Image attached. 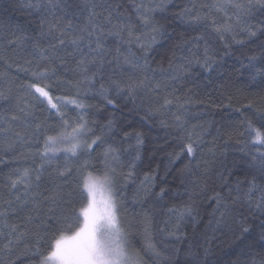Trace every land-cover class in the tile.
I'll return each mask as SVG.
<instances>
[{"label":"snow or ice","instance_id":"snow-or-ice-1","mask_svg":"<svg viewBox=\"0 0 264 264\" xmlns=\"http://www.w3.org/2000/svg\"><path fill=\"white\" fill-rule=\"evenodd\" d=\"M21 7L29 14H37L38 27L33 34L18 26L11 39L0 43V62L7 69L0 72V164L6 162L4 154H12L15 159L17 153L21 161L31 160L32 164L12 169L7 176L6 191L0 190V238L7 241L0 248V256L10 255L23 244L22 254L34 253L37 264H145L140 249L132 246L127 226L120 216L123 203L119 186L120 181L126 185L137 178L134 169L140 159L144 134L123 133L125 139H135V144L124 150L129 152L130 162L128 171H123L121 149L107 143V132L94 135L96 122L86 118L91 106L85 105L79 97L98 96L117 111L120 106L116 101L123 100L125 106L132 104L130 111H143L145 121L175 107L177 112L172 113V125L178 132H185L183 117L188 115L194 101L185 98L181 102L172 87L173 82L183 79L194 65L211 71L216 58H223L218 50L220 46L227 55L233 45L246 43L237 39L238 35L248 40L256 38L258 33L264 35V20L258 24L249 22L254 9H264V0H188L173 14V19L194 35L181 34L167 59V67L163 62L153 67L155 61L151 57L158 37L165 32L164 25L155 19L156 13L167 7L165 0H25ZM8 48L13 49L12 57L8 55ZM248 60L253 79L256 74L264 75V60L260 61V68H257V57H248ZM11 71L16 75L12 76ZM21 73L27 77L25 82H19ZM62 75H70L72 79H61ZM61 85L75 89V96H54ZM225 98H228L227 93ZM34 102L45 105L57 123L38 120ZM69 105L78 110L74 119L66 118V113L61 111L62 106ZM245 107L252 111V116L244 115L240 122L244 128L240 135L247 133V144L242 142L240 150L248 145L257 148L248 158L249 170L255 174L251 179L235 183L223 173L218 174L223 191L214 192L212 196L215 208L209 224L230 220L238 226L237 238H240L251 231L245 226L249 217L244 213H256L264 239V152L259 150L264 148V95L259 101L250 100ZM160 124L169 127L165 120ZM114 127V118L103 126L109 132ZM93 136L89 142L88 138ZM105 143L107 147L100 153L98 166L90 160H84L75 168L67 159L63 164L57 163V152L78 160L81 155L91 156L94 146ZM175 143L179 151L168 153V166L187 157V162L176 169L174 178L179 179L183 194L188 198L168 208V219L164 223L169 225L172 220L176 221L167 236L179 244L186 238L185 220L196 222L197 197L206 192L207 187L201 186L196 171L200 169L197 158L203 143L201 135L187 132L178 135ZM22 148L27 151L21 152ZM131 150H135L134 156ZM206 168L205 164L201 176L206 175ZM227 171L231 176V169ZM70 177H74L76 183L74 199L72 192L64 191ZM58 180L64 183H56ZM154 180L152 174H143L137 193L143 191L141 199L149 195L163 198L167 194L165 188H160L158 193L151 192ZM46 181L50 186H44ZM180 194L178 192L177 196ZM10 217H16L17 222H11ZM145 219L147 234L150 219L147 216ZM160 231L163 233L165 229ZM48 232L51 237L47 236ZM68 232L72 234L66 235ZM46 239L48 251L43 254L40 245ZM29 241H32L31 247ZM142 247L157 259L161 258L155 244L147 243ZM179 251L172 247V257ZM207 253L204 249L205 256ZM188 255L193 258L192 264H201L195 252L190 251ZM258 255V259H249L247 264H264V253ZM172 257L163 258L170 261Z\"/></svg>","mask_w":264,"mask_h":264},{"label":"trees","instance_id":"trees-1","mask_svg":"<svg viewBox=\"0 0 264 264\" xmlns=\"http://www.w3.org/2000/svg\"><path fill=\"white\" fill-rule=\"evenodd\" d=\"M35 2V0H31ZM25 0H0V43H6L12 38V34L19 26L29 32H33L38 27V16L35 12L29 14V11L23 10L21 5ZM167 7L163 11H158L155 19L164 25L165 32L162 37H158L157 43L153 46L151 57L155 61L153 67L157 63L163 62L167 67V59L171 56L173 46L179 42L181 34L185 37L194 35L181 27L174 19L173 14L180 11L181 8L188 3V0H165ZM254 15L250 19V23L258 24L264 20V9H254ZM34 34V32H33ZM237 39L246 41L244 45H233L227 55H224L222 46L218 48L223 58L217 57V63L212 66V70L208 71L199 65H194L190 72L186 73L184 78L173 82L172 87L176 89V95L181 98V102L185 98H191L194 103L188 108V115L183 117L185 120V132L181 133L172 125V113H176L177 109L172 107L170 111L164 115L159 113L150 117L145 121L143 111H130L132 104L125 106L123 100H117L120 106L117 111L110 105H106L95 95H85L79 99L85 104L91 106L86 114V118L95 120L94 135L101 136L107 132L105 139L107 143L113 144L114 147L121 149L120 160L125 165L123 171H128L127 164L130 162L129 152H125L130 144H135L134 138L123 137L124 132L139 131L144 134V143L139 148L140 159L136 161L134 172L136 174L135 182L129 181L126 185L120 181V198L123 203V209L120 216L123 218L129 232V240L132 246L140 249L145 264H192V257L188 253L195 252L197 259L201 264H247L249 259H258L259 253H264V239L259 228L260 217L256 213L245 212L244 215L249 217L245 226L250 227L251 231L239 236V228L230 220H225L222 224L209 221L212 220V212L215 208V202L212 200L214 192H221L220 182L217 179L219 173L232 183L237 180L244 182L251 179L255 174L249 170L248 158L250 154L257 151L256 147L248 145L243 151L240 150L241 143L247 144V133L241 126L244 115L252 116V111L246 110V105L250 100L259 101L261 95H264V75L256 74L255 78L249 71L248 57H257V68L261 67L260 61L264 60V35L260 33L257 37L248 40L242 35H238ZM9 57L13 56V49H7ZM6 66L0 62V72L6 71ZM10 74L15 76V71ZM19 82H25L27 77L21 73L18 77ZM61 79L71 80L72 77L61 76ZM227 86V87H225ZM171 87L169 91H171ZM227 93L228 98H225ZM54 96H66L73 98L75 89L61 85V90L54 93ZM35 103V115L38 120H47L49 124H55L57 121L54 116L50 115L45 105L39 102ZM260 105L257 104V107ZM61 111L66 113V118H76L78 110L74 105L62 106ZM179 114V113H177ZM110 118L115 119V127L109 132L103 128ZM161 120L167 121L169 127L165 128L160 124ZM259 127V125H257ZM194 131L201 135L203 143L200 147V169L197 171V178L201 186H206L207 191L200 193L197 197L198 216L196 222L186 219L183 224V231L186 238L176 243L171 237L167 236V232L171 231V224H175V220L171 224L166 225L165 220L168 219L167 210L173 204H180L187 200V195L183 194V188L176 176V169L183 166L187 162V157L177 161L174 165H169L168 153L179 151L175 141L178 135H185L187 132ZM49 135H55L49 132ZM94 138L90 137V139ZM43 141H41L42 145ZM107 143L94 146L91 156L81 155L78 160L66 157L61 151L57 155V163L63 164L65 160H69L72 167H77L84 160H90L94 165L101 163L99 156L107 147ZM258 147V146H257ZM35 151V148L32 149ZM264 152V148H260ZM26 152L27 149H20ZM131 155H135V150H131ZM4 154L6 162L0 164V190L6 191L5 185L8 174L16 167H29L31 160L27 162L21 161L19 154ZM235 162V167H233ZM36 163H39L37 160ZM206 175L201 176L200 173L205 171ZM227 169H231L232 175H228ZM144 173H150L155 177L154 187L151 192L158 193L160 188L167 189V194L163 198H157L154 195L144 197L143 191L138 193L140 180ZM259 182V181H258ZM56 183H64L62 180ZM44 186H50L47 181ZM75 178L70 177L64 191L72 192L73 199L76 192ZM181 193L177 196V193ZM235 195V193H233ZM150 219L149 232L145 233V217ZM219 219V213L216 214ZM10 221L17 222L16 217H10ZM38 223V221H37ZM161 228L165 231L162 233ZM43 234V233H42ZM72 234L71 232L66 235ZM51 237V232L47 233ZM7 241L0 238V248ZM147 243L155 244L156 249L161 252L162 256L157 259L146 248L142 247ZM49 241L46 239L41 245V253L46 254L48 251ZM32 241L28 242L31 247ZM177 247L179 253L172 257L171 248ZM25 245L21 244L17 250L10 255L0 256L2 264H37V257L34 253L24 255ZM204 249L208 250L207 256ZM172 257L165 260L163 257Z\"/></svg>","mask_w":264,"mask_h":264},{"label":"rangeland","instance_id":"rangeland-1","mask_svg":"<svg viewBox=\"0 0 264 264\" xmlns=\"http://www.w3.org/2000/svg\"><path fill=\"white\" fill-rule=\"evenodd\" d=\"M55 147H57V148H63V147H65V145H56ZM61 152V151H60ZM59 152H57L56 154H58ZM69 236L71 235V234H68Z\"/></svg>","mask_w":264,"mask_h":264}]
</instances>
